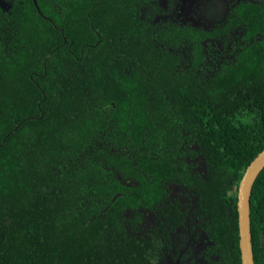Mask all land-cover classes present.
Masks as SVG:
<instances>
[{
	"label": "trees",
	"instance_id": "obj_1",
	"mask_svg": "<svg viewBox=\"0 0 264 264\" xmlns=\"http://www.w3.org/2000/svg\"><path fill=\"white\" fill-rule=\"evenodd\" d=\"M36 1L30 21L13 14L16 33L0 24V264H162L204 228L210 262L241 264L237 186L264 149V38L218 63L200 30L165 29L176 50L200 37L183 60L136 36L134 0ZM229 16L264 24V6ZM249 215L264 264V168Z\"/></svg>",
	"mask_w": 264,
	"mask_h": 264
},
{
	"label": "flooded vegetation",
	"instance_id": "obj_2",
	"mask_svg": "<svg viewBox=\"0 0 264 264\" xmlns=\"http://www.w3.org/2000/svg\"><path fill=\"white\" fill-rule=\"evenodd\" d=\"M30 1L39 11L36 0H0V24L8 20L13 23L15 29L12 30L11 28V30L16 33L18 24H14L12 21H18V19L13 14L20 13L22 16L24 13L22 19L30 21L25 11ZM124 1L126 0H112V4L115 5L120 2L122 4L119 7L124 8L127 5L123 3ZM241 1H250L264 6V0H134L130 3L137 9L138 17L136 20L142 29L136 36L145 38L148 43L149 39L150 43L154 44L156 52L170 51L174 55L182 54V59L183 57L186 60H189L190 57L193 59L194 53L191 47L199 41L200 37L192 41L187 40L177 50L169 47L163 38L167 28L195 27L202 33L200 44L202 43L205 47L209 46L211 48L209 50L210 55L214 56L216 62L222 63L233 59V54L229 51L233 49L232 45L236 42H241L243 38L254 39L253 36L264 38V29L261 30L264 24L252 25L250 22L241 24V18L238 17L240 22L238 25L237 19L232 20L230 18L229 15L234 10L235 5ZM97 5V1L92 0L91 7ZM61 9V5L56 4L53 11L61 14ZM90 12L91 10L88 11V16ZM56 18L61 19V15L54 17V19ZM53 22L54 20L50 22L51 25L56 27ZM228 26L230 28L227 33L219 34V31L225 30ZM179 66L184 68L189 67V64L182 65L181 62ZM205 231V228L200 229L196 237L194 234L191 235L182 244L178 254H166L162 264H213L209 261L215 262L216 259L213 242ZM165 252L162 249V254Z\"/></svg>",
	"mask_w": 264,
	"mask_h": 264
},
{
	"label": "water",
	"instance_id": "obj_3",
	"mask_svg": "<svg viewBox=\"0 0 264 264\" xmlns=\"http://www.w3.org/2000/svg\"><path fill=\"white\" fill-rule=\"evenodd\" d=\"M264 168V149L246 167L237 186V229L241 264H254L250 233V194L253 184Z\"/></svg>",
	"mask_w": 264,
	"mask_h": 264
}]
</instances>
